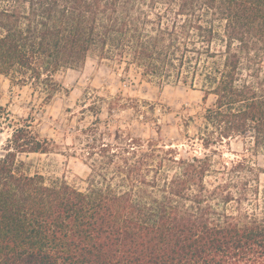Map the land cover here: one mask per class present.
<instances>
[{"label": "trees", "instance_id": "trees-1", "mask_svg": "<svg viewBox=\"0 0 264 264\" xmlns=\"http://www.w3.org/2000/svg\"><path fill=\"white\" fill-rule=\"evenodd\" d=\"M90 56L201 90L191 148L102 131L93 104L97 122L72 144L86 187L26 171L20 154L56 149L33 113ZM0 75L35 101L21 117L0 102V264H264V167L193 148L241 138L264 151V0H0Z\"/></svg>", "mask_w": 264, "mask_h": 264}, {"label": "rangeland", "instance_id": "rangeland-1", "mask_svg": "<svg viewBox=\"0 0 264 264\" xmlns=\"http://www.w3.org/2000/svg\"><path fill=\"white\" fill-rule=\"evenodd\" d=\"M56 78L66 89L58 93L44 110L33 113L37 129L56 144V149L49 153L20 154L18 159L25 161L24 168L30 173L38 172L47 178L65 179L82 189L86 187L85 179L90 168L79 150L74 153L76 150L72 144L78 126L86 127L97 122L98 109L93 104L100 108L98 118L102 131L114 132L121 127L134 136H159L167 144L179 148H191L187 136L195 138L201 125L203 92L181 83L159 85L148 82L140 79L134 71L117 70L94 56H90L81 68L59 71ZM0 94L1 104L13 116H27L32 111L35 101L29 87H12L9 79L0 75ZM117 95H121V102L127 107L109 109L111 98ZM212 101L211 97L208 103ZM137 105L138 109L134 107ZM188 115L193 121L186 126L185 116ZM7 135V130L0 133V153ZM251 147L250 143L235 138L210 149H205L196 139L193 148L197 155L204 152L213 155L218 166L220 162L229 163L247 156L264 167V151L252 156ZM261 183L264 185V174Z\"/></svg>", "mask_w": 264, "mask_h": 264}]
</instances>
